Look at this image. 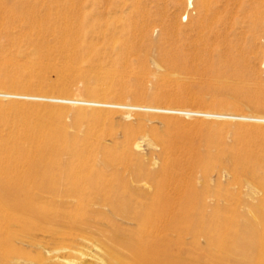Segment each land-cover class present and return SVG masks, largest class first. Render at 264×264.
Returning a JSON list of instances; mask_svg holds the SVG:
<instances>
[{
	"label": "rangeland",
	"instance_id": "374dc122",
	"mask_svg": "<svg viewBox=\"0 0 264 264\" xmlns=\"http://www.w3.org/2000/svg\"><path fill=\"white\" fill-rule=\"evenodd\" d=\"M14 12L25 13L26 18L33 14L36 21L17 18ZM194 15L187 0H0V93L21 95L0 96V107L37 109L38 114L59 110L61 125L69 135L80 138L92 127L94 112L108 114L111 119L95 124L87 140L100 151L117 146L155 173L164 153L157 137L177 138L175 155L183 163L188 144L202 153L224 151L223 160L211 159L214 165L206 172L184 170L166 186L172 192L188 184L200 197L188 203L172 201L169 220L181 207L187 213L159 234L165 241V258L172 264H221L205 256L207 251L216 252L219 236L264 231V191L228 163L239 148L264 155V135L260 134L264 122L203 112L264 118V14L255 33L248 30L247 14L234 15L239 23L230 33L240 30L242 35L239 39L229 36L235 51L220 60L194 55L183 45L180 29ZM51 30L65 32L69 42L60 45L49 34ZM251 40L256 48L250 55L245 49ZM182 53L187 59L176 62ZM45 97L157 110L65 103ZM81 113L84 117L77 122ZM4 115L11 121L18 114L6 110ZM7 133V128L1 129L3 136ZM62 160L69 157L62 155ZM125 179L128 188L113 187L119 198L140 196V201H146L139 192L154 189L130 170L125 171ZM50 225L25 234L0 222V264H114L100 249L95 231H79L83 237L63 235L70 231ZM241 251L236 247L235 253L224 255L239 257Z\"/></svg>",
	"mask_w": 264,
	"mask_h": 264
},
{
	"label": "bare ground",
	"instance_id": "6f19581e",
	"mask_svg": "<svg viewBox=\"0 0 264 264\" xmlns=\"http://www.w3.org/2000/svg\"><path fill=\"white\" fill-rule=\"evenodd\" d=\"M187 6L195 15L189 17L187 27L180 29L183 45L189 47L194 55L214 57L219 60L233 56L235 50L230 45L232 41L229 40V36L239 39L242 35L240 30H232L230 33L231 27L239 23L234 20V15L247 14L248 30L255 33L258 20L264 14V0H187ZM14 14H18L17 18L26 19L31 23L36 21L33 14L27 18L24 16L25 13L14 12ZM56 32L51 30L49 34L56 37L60 45L65 46L69 42L64 37L65 32ZM253 41L249 42L245 53L254 54ZM223 44L227 45L221 46ZM187 54H190L189 51ZM183 55V57L178 56L176 62L187 59V55ZM4 95L21 96L0 93V96ZM24 97L40 98L30 95ZM43 99L129 109H155L82 99L54 97ZM6 110L18 115L8 121L4 115ZM6 110L0 107V222L2 225L6 227L12 225L18 232L25 234L41 231L44 225L51 226L50 224L59 225L62 229L66 228L64 231L67 229L70 231L63 235H80L79 231L81 233L92 230L100 237V249L114 264H172V261L165 258V241L159 234L166 226L173 224V219L187 212L186 208L181 207L175 211V218L169 220L170 205L174 200L188 203L199 198L200 195L188 184L172 192H168L166 186L175 176L180 177L184 170L189 174L197 169L206 172L214 165L211 159L223 160L226 156L224 151L218 150L212 153L208 150L202 153L188 144L186 147L188 157L183 163L175 155L179 149V140L170 136L157 137L164 153L160 170L155 173L145 169L142 163L131 160L129 153L121 152L117 146L100 151L98 150L100 148L95 147V143L87 140L95 124L111 119L108 114L94 112L91 116L92 127L83 138H80L79 135L71 136L67 133L61 125L63 113L59 110H45L44 114H38L37 109L23 110L17 106ZM203 114L226 119L264 122L263 117L208 112ZM83 117L84 114H79L77 122ZM3 128L8 129L6 136L1 134ZM260 134L264 135V131L261 130ZM62 155H67L69 160H62ZM228 163L235 173L250 176L264 191L263 154L255 153L248 148H239L231 153ZM126 170H130L135 178H145L153 186V191L139 192L146 201H140V196L138 198L115 196L114 186L128 188L125 179ZM259 173L262 174L261 177L258 176ZM237 179L239 181V177ZM259 212L256 210V214H260ZM123 222L127 227H122ZM80 236L83 237V234ZM218 241L220 245L216 252L207 251L205 255L207 258H217L221 264L232 262L264 264V231L226 233L219 236ZM236 247L242 250L239 257L229 258L224 255L225 252L229 256L235 253Z\"/></svg>",
	"mask_w": 264,
	"mask_h": 264
}]
</instances>
